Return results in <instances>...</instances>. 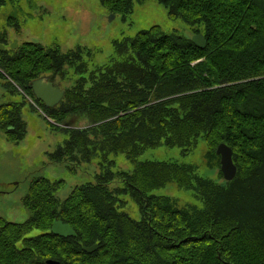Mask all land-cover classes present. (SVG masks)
Here are the masks:
<instances>
[{
  "label": "trees",
  "instance_id": "16d2710c",
  "mask_svg": "<svg viewBox=\"0 0 264 264\" xmlns=\"http://www.w3.org/2000/svg\"><path fill=\"white\" fill-rule=\"evenodd\" d=\"M159 1L171 18H181L197 31L203 28L206 47L162 33L158 26L116 40L115 45H122L115 46L117 56L92 73L91 86H84L83 77L64 89L58 105L47 107L59 121L70 111L82 110L91 122H101L65 130L69 139L57 147L52 160L73 169L98 157L101 148L102 158L122 153L136 164L137 156L162 141L188 149L203 135L211 154L221 143L232 149L235 178L226 181L220 173L224 183H206L211 189L201 182L207 209L190 215L173 209L165 198L148 196L157 181L189 184V167L138 163L121 179L141 206L144 220L139 223L116 208L124 207L125 200L111 191L108 169L96 174L94 182L75 186L63 200L55 195L63 180L37 176L23 198L29 217L22 223L0 217V264H47V259L58 264H264V244L255 242L256 234L264 237V3ZM101 2L115 13L132 7L131 0ZM4 36L0 32V42ZM8 51L0 50V69L36 103L29 87L33 80H53L66 63L85 66L78 64V49L61 53L54 46L25 42L10 55ZM19 104H0V128L8 139L23 135L14 126ZM216 190L224 191L218 208ZM246 205L250 216L241 214L240 207ZM54 220L70 224L77 236L54 235ZM95 243L98 248L92 253L82 249ZM247 243L251 249L245 248Z\"/></svg>",
  "mask_w": 264,
  "mask_h": 264
},
{
  "label": "rangeland",
  "instance_id": "374dc122",
  "mask_svg": "<svg viewBox=\"0 0 264 264\" xmlns=\"http://www.w3.org/2000/svg\"><path fill=\"white\" fill-rule=\"evenodd\" d=\"M258 2L264 3V0ZM131 5L130 11L115 13L101 0H3L0 5V32L5 36L0 46L6 48V51L9 50L7 52L9 55L10 50L22 46L25 42L46 47L54 46L59 48L61 53L78 49L81 56L78 64L85 62L84 69L66 63L63 72L53 79L65 89L83 77L84 86H91L92 73L98 74L101 68L117 56L115 46L121 43L115 45L116 40L133 38L153 26H158L162 33L185 39L192 40L195 35H203V28L197 31V28L191 27L181 18H171L169 10L159 0H131ZM13 43L15 47L11 48ZM196 63L198 61L193 65ZM0 72L7 78H0V104L22 103V106L19 104L20 111L17 115L19 121L15 120L14 126L23 130L20 139H8L0 128V217L4 220L22 223L29 217V211L23 205V198L28 192L31 180L37 176L63 180L64 185L55 194L57 198L63 200L75 186L94 182L96 174L103 175L106 173L105 169H108L113 176L111 191L117 198L125 200L124 207L116 205V208L139 223L144 220L141 206L121 179V174H132L138 163L188 166L189 184L157 181L158 186L154 187V183L148 196L165 198L173 209L182 210L190 215L207 209L205 206L207 198L201 190L203 187L201 182L213 183V186L224 183L223 178H220L222 175L220 156L215 152L211 154L203 135L195 138L188 149L171 146L162 141L137 156L136 164L122 153L111 152L104 154L110 161L108 163L102 158L104 150L101 148L98 149L100 152L98 157L82 161L73 169L69 168L67 163H56L52 160V155L66 138L69 139L65 130L70 128L84 130L101 122H91L88 112L82 110L78 114L70 111L66 118L56 120L51 113L53 110L50 112L41 101L36 103L29 91L21 89L3 70L0 69ZM253 104L257 108H262ZM7 130L11 131L12 127H8ZM208 184L207 189H211ZM243 187L246 189L245 184ZM219 191L216 190V193ZM219 193L217 199L214 198L217 208L223 201L224 191ZM231 210L234 213V206ZM240 211L241 214L247 213L246 215L250 216L248 205L240 207ZM258 234L254 235L255 242L263 245L264 237L261 236V232L257 237ZM247 244L245 248L251 249L252 245ZM93 245L98 246L96 243Z\"/></svg>",
  "mask_w": 264,
  "mask_h": 264
},
{
  "label": "water",
  "instance_id": "95a60500",
  "mask_svg": "<svg viewBox=\"0 0 264 264\" xmlns=\"http://www.w3.org/2000/svg\"><path fill=\"white\" fill-rule=\"evenodd\" d=\"M192 41L201 49L206 47V39L202 34L195 35ZM15 47V43L11 45V48ZM3 47L0 46V49ZM32 90L36 95V99L42 101L45 106L53 107L60 103L64 97V90L58 85L54 84L53 81H49L47 78H40L33 81L30 85ZM217 154L220 156L221 172L223 174L224 180L232 181L237 173V167L233 161V151L225 143L219 144L216 150ZM51 231L54 235L61 237H76L77 234L72 226L68 223H64L62 220H54L51 226ZM97 245L83 247L82 249L88 253H92L97 249ZM47 264H58L57 261L48 259Z\"/></svg>",
  "mask_w": 264,
  "mask_h": 264
},
{
  "label": "bare ground",
  "instance_id": "6f19581e",
  "mask_svg": "<svg viewBox=\"0 0 264 264\" xmlns=\"http://www.w3.org/2000/svg\"><path fill=\"white\" fill-rule=\"evenodd\" d=\"M44 77L47 78L49 81H53V80L49 79L47 76L39 77V78H37V79L44 78ZM9 78H10V77H9ZM37 79H35V80H37ZM35 80H33V81H35ZM33 81H32V82H33ZM32 82H31V83H32ZM31 83H30V85H31ZM53 83H54V84H57V83H55L54 81H53ZM15 85H16V84H15ZM30 85H29V87H30ZM16 86H17V85H16ZM18 88H19V87H18ZM19 89H20V88H19ZM30 89L32 90L31 87H30ZM62 89H63V88H62ZM63 90H64V89H63ZM32 93H33V95H34V98L36 99V95H35V93H34V90H32ZM37 100H38V99H37ZM39 101H40V100H39ZM41 102H42V101H41ZM60 102H61V101H60ZM58 104H59V103H58ZM58 104H57V105H58ZM44 105H45V104H44ZM55 106H56V105H55ZM55 106H53V107H55ZM46 107H47V106H46ZM49 108H52V107H49ZM218 146H219V145H218ZM216 150H217V149H216ZM216 154H217V152H216ZM217 155H218V154H217Z\"/></svg>",
  "mask_w": 264,
  "mask_h": 264
}]
</instances>
